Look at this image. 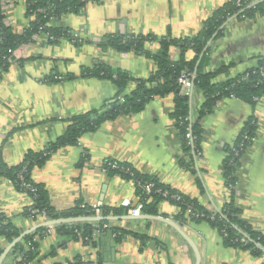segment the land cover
<instances>
[{
	"label": "crops",
	"instance_id": "0c3cea01",
	"mask_svg": "<svg viewBox=\"0 0 264 264\" xmlns=\"http://www.w3.org/2000/svg\"><path fill=\"white\" fill-rule=\"evenodd\" d=\"M229 1H89L80 12H67L50 21L53 26L80 32L89 41L49 42L44 33H39L14 50V59L0 78V160L8 165L20 163L29 151H40L64 134L69 118L100 110L108 100L119 96L113 81L85 76L84 68L109 66L137 79H147L156 71L152 58L104 45L108 35L193 37L205 20ZM27 11V0H9L5 24L23 33L35 19ZM148 47L156 50L159 44L154 42ZM209 48L203 69L217 72L212 79L215 83L254 67L264 58V14L257 12L252 17L226 22L223 34ZM171 55L177 59L179 50L172 48ZM192 55L188 53V58ZM133 87L130 83L127 91ZM190 95L196 118L206 96L195 88ZM174 106L175 95L170 93L150 99L139 112L105 121L96 131L85 132L79 144L54 152L44 166L33 170V180L48 189L51 203L58 210L73 208L78 201L91 207H131L138 201L136 185L106 172L105 161L113 159L196 198L208 210L218 211L231 197L223 168L228 149L255 115L257 134L240 159L235 201L241 210L240 217L264 235V97L255 106L237 97H223L202 118L201 146L194 163L196 173L181 162L184 148L173 116ZM84 153L89 158L80 165ZM31 203L28 194L0 176V209L21 233L36 223L23 214ZM158 208L160 216L176 221L177 206L162 201ZM112 224L140 233L145 243L131 234L116 242L112 234L99 231L93 234L94 243H86L52 228L36 236L38 256L32 264L74 260L77 264H196L193 247L163 221L132 219ZM182 228L198 247L199 264L264 263V255L255 256L249 250L225 245L221 232L209 221L191 222ZM11 242L0 237V256ZM2 264H13L11 251Z\"/></svg>",
	"mask_w": 264,
	"mask_h": 264
},
{
	"label": "trees",
	"instance_id": "16d2710c",
	"mask_svg": "<svg viewBox=\"0 0 264 264\" xmlns=\"http://www.w3.org/2000/svg\"><path fill=\"white\" fill-rule=\"evenodd\" d=\"M89 1L96 2L98 0H27V12L29 15H34L35 19L23 33H18L4 23L5 15L0 0V78L14 59L11 50L14 51L20 45L29 43L35 34L49 33L53 35L54 39H48L49 42H58L61 39H67L75 44L88 42V39L73 41L75 33L73 29L53 26L50 21L67 12H80ZM254 1L256 0H231L225 3L205 20L203 28L193 37L176 39L172 37L157 38L143 34L114 33L108 35L103 42L104 45H110L119 51H136L146 55L156 62L157 69L149 78L137 79L132 77L129 72L116 70L109 66L84 68L83 75L85 76L102 77L113 81L119 89V96L108 100L100 110H90L69 118L67 120L69 124L64 134L48 143L40 151H29L20 163L8 165L0 160V176L10 179L19 191L28 194L32 199L31 205L23 211L24 216L36 221L39 219V214L42 213L49 219L96 215L94 207L85 205L81 201H78L73 208L56 209L51 203L48 189L33 180V170L36 167L44 166L59 148L79 144L81 136L85 132L96 131L105 121L115 119L122 114L139 112L145 108L150 99L157 96L161 97L170 93L175 95L173 116L178 122L179 135L184 148L181 162L196 173L197 169H195L194 163L201 146L203 128L200 122L202 118L212 112L214 106L223 97H237L253 106L259 102L255 98L261 100L264 97V74L261 72V68L264 67V58L260 59L254 67L224 82H213L212 79L217 72H204L203 69L210 51L209 41L214 35L215 38H218L223 34L224 24L230 17L236 14V18L252 17L257 12L264 14V0L248 7ZM154 42L159 44L156 50L148 47ZM174 47L179 50L177 59L171 55V50ZM190 52L193 55L188 58ZM183 71L192 73L194 88L204 91L206 96L196 118H193L191 95L181 92L179 78ZM195 71H197L196 76ZM130 83L134 87L127 91ZM256 134L257 121L255 115H252L240 132L237 141L229 147L228 155L224 160V176L231 191V197L218 211L208 210L196 198L172 188L155 177L142 174L128 163L108 159L104 163V168L109 174H117L125 180L134 182L138 197L136 203H142L143 213L159 215V203L168 201L178 207V213L174 218L181 227L187 226L191 222L209 221L221 232L225 245L249 250L255 256H263L264 235L240 217L241 210L235 201V185L240 159L253 143L252 138L256 137ZM246 135L248 138H245ZM88 158V154L84 153L80 165ZM146 183L153 184L151 191L146 190ZM165 192L167 194H164ZM132 207L134 205L131 207L130 205L100 207V209L102 215L107 216L129 214V209ZM34 209L38 211L33 212ZM52 228L71 239H82L86 243L95 242L93 234L96 231L112 234L116 242H120L129 234L139 238L142 242L145 239L140 233L118 227L109 220L40 227L26 235L12 248L13 264H32L38 256L36 236H42ZM20 233L21 229L16 227L6 213L0 209V237H5L11 242ZM77 263L74 260L57 264Z\"/></svg>",
	"mask_w": 264,
	"mask_h": 264
},
{
	"label": "water",
	"instance_id": "95a60500",
	"mask_svg": "<svg viewBox=\"0 0 264 264\" xmlns=\"http://www.w3.org/2000/svg\"><path fill=\"white\" fill-rule=\"evenodd\" d=\"M257 2L258 1L252 2L248 7L254 6ZM236 17H237V14L230 17L226 22H229ZM214 39H215V35L209 41L208 45H210ZM196 72L197 71H195V76H196ZM193 88H194V83H193ZM192 93H193V90H192ZM132 219H155V220L163 221L171 225L193 247L196 253V264L200 263V252L198 250V247L196 246L194 240L185 232V230L176 221L170 218L160 216V215H151V214L142 213L139 215L123 214V215H107V216H104V215L71 216V217H60V218H54V219H47L44 221L37 222L30 229L23 231L22 233H20V235H18L16 238L13 239V241L6 247V249L1 254L0 264H2L6 255L12 250V248L18 242H20L26 235L37 230L40 227H48V226H54L57 224H64V223H78L82 221H102V220L119 221V220H132Z\"/></svg>",
	"mask_w": 264,
	"mask_h": 264
},
{
	"label": "built area",
	"instance_id": "2783aa9c",
	"mask_svg": "<svg viewBox=\"0 0 264 264\" xmlns=\"http://www.w3.org/2000/svg\"><path fill=\"white\" fill-rule=\"evenodd\" d=\"M8 1L9 0H1V5H2V9H3V14L5 15V9L7 8L8 5ZM4 21V20H3ZM5 23V21H4ZM47 40L48 39H54L53 35H50L49 33H45ZM74 36V40L73 41H81L83 39V37L81 36L80 32H76L73 34ZM12 54L14 53V51H12ZM261 72L262 74H264V67L261 68ZM62 78V77H59ZM179 83H180V88H181V92L183 94H191L192 90H193V81H192V73L189 71H183L181 77L179 78ZM257 101H260V99L255 98ZM245 138H248V136L246 135ZM255 137L252 138V141L254 142ZM153 184L152 183H146L145 184V188L147 191H151ZM164 194H167V192H165ZM96 210V215H102L101 213V209L100 207H94ZM38 210H33V212H37ZM129 214L131 215H139L142 214V203L138 202L134 205V207H132L131 209H129ZM49 218H47L43 213L39 214V219L36 220L35 222L37 223L38 221H44L47 220ZM35 223V224H36ZM244 240V239H243Z\"/></svg>",
	"mask_w": 264,
	"mask_h": 264
}]
</instances>
